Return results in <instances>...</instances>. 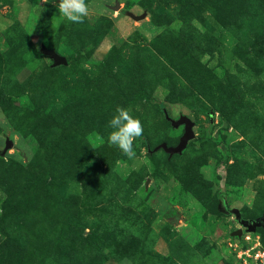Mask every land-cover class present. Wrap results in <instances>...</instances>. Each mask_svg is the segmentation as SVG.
<instances>
[{
  "label": "rangeland",
  "instance_id": "374dc122",
  "mask_svg": "<svg viewBox=\"0 0 264 264\" xmlns=\"http://www.w3.org/2000/svg\"><path fill=\"white\" fill-rule=\"evenodd\" d=\"M58 2L0 0V264H254L264 0H88L78 24ZM118 105L131 159L106 143ZM162 108L194 122L182 153L153 150L184 130Z\"/></svg>",
  "mask_w": 264,
  "mask_h": 264
},
{
  "label": "clouds",
  "instance_id": "9594fccd",
  "mask_svg": "<svg viewBox=\"0 0 264 264\" xmlns=\"http://www.w3.org/2000/svg\"><path fill=\"white\" fill-rule=\"evenodd\" d=\"M56 8L61 17L72 23H82L89 15L88 0H59ZM106 127V143L119 149L128 158H133L134 142L142 137L144 128L141 120L134 116L130 109L116 106Z\"/></svg>",
  "mask_w": 264,
  "mask_h": 264
},
{
  "label": "water",
  "instance_id": "95a60500",
  "mask_svg": "<svg viewBox=\"0 0 264 264\" xmlns=\"http://www.w3.org/2000/svg\"><path fill=\"white\" fill-rule=\"evenodd\" d=\"M119 6V4L116 5V8ZM41 52L49 57L52 60L53 66H60V65H67L68 61L66 56L60 54L57 50L53 48L47 47L44 43L40 46ZM165 117L167 120H169L173 127L178 128L180 126H183L184 130L182 135L180 136L179 142L176 145H169L167 142H162L159 145H157L153 150L163 149L165 152L169 153L170 155L176 154V153H182V151L187 147L188 142L193 139L194 137V131L193 126L194 122L186 115H182L177 119H174L169 116L167 111L164 109ZM13 142L8 139L6 141V146L4 151L11 147ZM241 222L246 225L248 230H254L257 226L264 227V217L259 219L258 221H254L253 223L244 222V220H241ZM241 232V231H240Z\"/></svg>",
  "mask_w": 264,
  "mask_h": 264
},
{
  "label": "built area",
  "instance_id": "2783aa9c",
  "mask_svg": "<svg viewBox=\"0 0 264 264\" xmlns=\"http://www.w3.org/2000/svg\"><path fill=\"white\" fill-rule=\"evenodd\" d=\"M259 248L254 247L252 255H248L253 259L254 264H264V248L259 243Z\"/></svg>",
  "mask_w": 264,
  "mask_h": 264
},
{
  "label": "trees",
  "instance_id": "16d2710c",
  "mask_svg": "<svg viewBox=\"0 0 264 264\" xmlns=\"http://www.w3.org/2000/svg\"><path fill=\"white\" fill-rule=\"evenodd\" d=\"M41 38L39 37V40H40ZM56 50V49H55ZM65 56V55H64ZM67 58V61H68V63L69 62H72V57H66ZM61 66V65H60ZM62 66H64V65H62ZM56 67H58V66H56ZM162 111H163V113H164V108H162ZM164 117H165V113H164ZM165 119H166V117H165ZM167 120V119H166ZM168 121V120H167ZM170 122V121H169ZM170 124H171V122H170ZM172 125V124H171ZM143 138H145L144 136H142ZM225 210H227V211H229L227 208L225 209ZM226 212V211H225ZM240 222H241V220H242V218L240 217V216H238V218H237ZM263 248H264V246H263Z\"/></svg>",
  "mask_w": 264,
  "mask_h": 264
}]
</instances>
